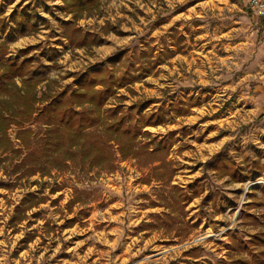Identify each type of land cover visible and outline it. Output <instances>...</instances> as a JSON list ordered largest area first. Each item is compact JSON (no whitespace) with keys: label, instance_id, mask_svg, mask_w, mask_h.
Here are the masks:
<instances>
[{"label":"rangeland","instance_id":"rangeland-1","mask_svg":"<svg viewBox=\"0 0 264 264\" xmlns=\"http://www.w3.org/2000/svg\"><path fill=\"white\" fill-rule=\"evenodd\" d=\"M2 20L3 56L27 50L44 69L39 93L48 80L54 90L71 88L74 74L100 63L115 74L144 72L105 106L163 112L165 122L145 126L143 140L171 130L176 139L165 157L169 181L152 174L160 161L139 165L119 153L111 170L71 166L19 178L0 152V264H234L230 235L247 241L264 229V14L248 0H102L79 17L63 0H0ZM67 21L101 43L70 44ZM181 100L191 105L179 115L171 106ZM15 132L12 125L17 144ZM221 160L244 179L221 173ZM190 183L200 193L171 212V187Z\"/></svg>","mask_w":264,"mask_h":264},{"label":"trees","instance_id":"trees-1","mask_svg":"<svg viewBox=\"0 0 264 264\" xmlns=\"http://www.w3.org/2000/svg\"><path fill=\"white\" fill-rule=\"evenodd\" d=\"M63 1L67 11L79 17L84 12L91 13L102 0ZM5 28L6 22L0 21V29L4 31ZM64 30L74 46L101 43V38L82 34L72 22H65ZM26 51L23 50L24 56L17 59L3 56L5 52L0 50V152L7 153L3 159L9 160L8 174H17L19 178L36 173L44 176L54 169L65 170L71 166L111 170L119 153L122 160L134 158L139 165L160 161L153 167L152 174L157 179L169 181L174 169L168 167L165 157L176 139V131L171 130L161 138L143 140V137H150V132L143 128L164 123V113H144L141 108L134 114L136 103L129 105L128 110H124L122 103L105 106L118 88L139 80L144 72L127 69L115 74L100 63L94 69L74 74L71 88L54 90L53 81L48 80L39 93L44 69L41 65L34 66L33 58L26 56ZM15 76L20 77V83ZM146 104L148 102L143 103ZM190 105L188 100H181L173 103L171 109L181 115ZM36 120L43 124L38 130L28 125ZM12 125L16 126L17 144L8 135ZM216 168L234 180L241 181L245 177L241 168L228 160L219 161ZM199 193L195 183L188 187L174 185L166 207L171 212L181 209ZM184 223L189 225L186 220ZM230 240L232 243L228 247L239 252L232 259L234 264H264V248H251V245L264 244V229L253 233L247 241L241 240L236 232L230 235Z\"/></svg>","mask_w":264,"mask_h":264},{"label":"built area","instance_id":"built-area-1","mask_svg":"<svg viewBox=\"0 0 264 264\" xmlns=\"http://www.w3.org/2000/svg\"><path fill=\"white\" fill-rule=\"evenodd\" d=\"M249 6L259 14H264V0H248Z\"/></svg>","mask_w":264,"mask_h":264},{"label":"bare ground","instance_id":"bare-ground-1","mask_svg":"<svg viewBox=\"0 0 264 264\" xmlns=\"http://www.w3.org/2000/svg\"><path fill=\"white\" fill-rule=\"evenodd\" d=\"M259 181H260V180H258V179L254 180V181H248V182L246 183L245 188L248 187V186H250V185H252L253 183H256V182H259Z\"/></svg>","mask_w":264,"mask_h":264}]
</instances>
